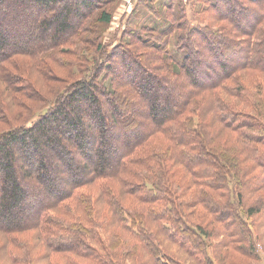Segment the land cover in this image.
<instances>
[{
    "label": "trees",
    "instance_id": "obj_1",
    "mask_svg": "<svg viewBox=\"0 0 264 264\" xmlns=\"http://www.w3.org/2000/svg\"><path fill=\"white\" fill-rule=\"evenodd\" d=\"M116 2L0 0V264H181L213 235L200 208L264 211V0L146 4L167 27L82 38ZM54 68L79 78L56 92Z\"/></svg>",
    "mask_w": 264,
    "mask_h": 264
},
{
    "label": "rangeland",
    "instance_id": "obj_2",
    "mask_svg": "<svg viewBox=\"0 0 264 264\" xmlns=\"http://www.w3.org/2000/svg\"><path fill=\"white\" fill-rule=\"evenodd\" d=\"M171 1L172 0H147L141 2L139 1L136 2L135 6L128 9L126 7V0H117L116 3H113L108 8H106V11L108 13L113 14L112 23L105 24L101 23L98 20L99 13L103 10L99 9L98 12H96V15L98 16H93L88 22V24L86 23V29L89 32L84 33L82 38L86 36H88L89 38L100 36V38L104 39L103 43L105 45V48L108 49L111 45L115 44L119 40L121 35L124 36V32L127 29L138 30L142 27L152 26V23H150L152 18L156 25H160L161 27H167V21L158 19L159 17L157 18L156 16H158L159 14L157 15L154 14L152 11H149L146 4H149L155 12L161 14L165 10V6ZM188 10V18L190 21H192L194 24L205 23V16H196L194 14L195 12H193L194 8L192 9L191 7H189ZM79 39L81 40V38L78 37L77 42L80 41ZM88 44L89 41H86L85 45L88 46ZM83 49V43H81L80 46L77 48V52L82 54L83 52H85ZM94 52H96V50L90 47L89 53L94 54ZM67 58L74 61L76 60L72 55L68 56ZM54 69L56 71V78L50 81V83L55 82L53 84H56V88H54L56 89V92L64 88L67 84L72 83L79 78L78 76L80 72L76 73L74 69ZM57 74H59V77L57 76ZM254 79H257V77L253 78L250 82L254 81ZM39 81L41 82L40 79ZM255 86L257 85H252L253 90ZM54 89L52 88L50 90L47 87L45 91L47 93L46 95L52 96V92ZM246 89L249 88L246 87L244 89V92H248L250 97L252 96L254 98H262L258 94H251L249 90ZM259 90H264V85L263 87L260 86ZM9 127L10 126H7L6 124H2V126L0 125V131L7 130ZM223 141L225 142L226 139H224ZM84 190L86 192H88V190L92 192V190L88 188ZM249 193H251V191H249ZM261 196H264V189L252 195V199L258 198L262 200ZM132 200H134V198H132ZM104 206L107 209L103 208V210L107 212L108 215H111L112 210H109L108 206ZM200 210L204 212V215L201 216L199 213L197 216H195V222L197 221L199 222V224L203 225L208 231V234H213L210 236V238L207 236L205 237L207 243L204 242V254L202 255L199 250L197 251L196 249V256H193L185 252L182 247L172 245V248L168 249L169 251L166 252L172 258H174V262H180L181 264H264V211L257 216H252L251 218L248 214L244 212V209L243 211L240 206L234 205L233 210H242V215L244 219L240 215H236L235 212V216L237 219L230 218V220L227 219L226 222L224 221L225 224H227V227L229 228V230H227V228L224 227V222L221 223L220 220H216L210 212L205 211L203 208H200L198 211H196V213ZM77 214L81 215L84 219H86L87 217L84 216V213L82 211L77 212ZM106 218H104V220H106ZM240 218L244 221H242L244 229L245 231H247L246 238L241 240L240 237H238V231L236 230V227L239 222L238 220H240ZM205 224L208 225L205 226ZM222 235L228 236L227 238H223ZM223 240H226L227 247H225ZM127 264L132 263L128 260Z\"/></svg>",
    "mask_w": 264,
    "mask_h": 264
},
{
    "label": "built area",
    "instance_id": "obj_3",
    "mask_svg": "<svg viewBox=\"0 0 264 264\" xmlns=\"http://www.w3.org/2000/svg\"><path fill=\"white\" fill-rule=\"evenodd\" d=\"M127 2H126V7L128 8V9H130V8H132L133 6H135V4H136V2H137V0H126Z\"/></svg>",
    "mask_w": 264,
    "mask_h": 264
}]
</instances>
